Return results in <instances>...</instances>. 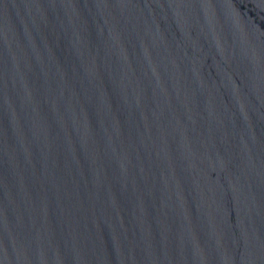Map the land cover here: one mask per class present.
<instances>
[{"label": "water", "instance_id": "1", "mask_svg": "<svg viewBox=\"0 0 264 264\" xmlns=\"http://www.w3.org/2000/svg\"><path fill=\"white\" fill-rule=\"evenodd\" d=\"M0 264H264V0H0Z\"/></svg>", "mask_w": 264, "mask_h": 264}]
</instances>
